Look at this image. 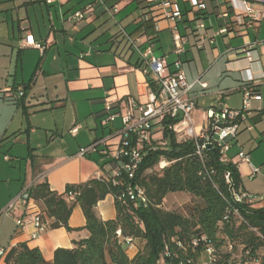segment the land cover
<instances>
[{
    "label": "crops",
    "instance_id": "0c3cea01",
    "mask_svg": "<svg viewBox=\"0 0 264 264\" xmlns=\"http://www.w3.org/2000/svg\"><path fill=\"white\" fill-rule=\"evenodd\" d=\"M94 1L0 0V158L3 157L8 171L6 175L0 174V247L27 242L30 247H39L48 261H53L56 249L73 248L76 240L89 236L82 206L74 205L69 219L72 230L49 229L35 239L29 237L30 229L21 232L18 228L16 219L25 212L23 204L17 205L14 215L7 216L2 210L37 179L47 181L52 190L64 193L69 184L112 177L119 162L114 160L110 144L117 138H112L109 146H101L97 152L86 156L78 153L83 147L110 138L121 127L120 118L114 122L106 120L107 100L114 102L115 110L120 111L131 99L137 104L147 103L151 93L140 53L121 29L115 34L97 33L113 19L102 7L97 6L89 19L78 22L71 18L75 11ZM106 1L125 6L136 2L137 9L145 6L143 0ZM227 1L206 0L207 7L200 16L208 35L203 47L199 46L194 22L185 17L179 22V28L187 35L188 42L186 51L177 55L169 28L171 22L162 19L158 35L152 40L154 52L166 57L169 70L174 69L175 61L182 60L187 80L193 84L189 95L195 102L193 119L197 126L206 122L208 109L220 103L241 108L242 86L252 83L262 98L252 100L253 114L239 124L233 144L238 143L239 133L245 130L251 133L257 130L262 136L259 144L264 139V131L259 127L264 122V43L254 44L264 42V17L253 24L242 21L233 27L232 34L215 35L225 24L221 13L228 9ZM178 2L183 9H191L186 0L183 4ZM124 7L116 15L121 27L123 20L118 15ZM135 12L130 33L144 35L142 47H145L149 44L147 39L155 33L154 23L139 25ZM166 31L170 37L165 36ZM28 36L39 47L26 46ZM251 45L254 46L250 48ZM245 48L254 58L252 62L247 59ZM83 53L87 55L82 56ZM250 125L252 129L248 128ZM229 155L235 156L242 177L241 187L248 192L242 168L249 175L250 165L240 162L237 155L230 152ZM96 211L103 220L115 219V196L109 193L101 199ZM144 245L143 239H132L127 243L129 257L134 258ZM202 256L198 261L205 259V253ZM0 264H5V259Z\"/></svg>",
    "mask_w": 264,
    "mask_h": 264
},
{
    "label": "trees",
    "instance_id": "16d2710c",
    "mask_svg": "<svg viewBox=\"0 0 264 264\" xmlns=\"http://www.w3.org/2000/svg\"><path fill=\"white\" fill-rule=\"evenodd\" d=\"M168 123L164 120L163 128L156 132L162 137L152 138L134 179L145 190L147 204L127 199L131 181L125 174L118 179L91 178L84 183L69 184L64 193L52 190L47 181L38 182L31 193L42 209L43 218L49 220V229L72 230L69 219L75 203H79L87 219L85 228L89 236L76 240L73 248L56 249L53 261L46 260L39 247L20 242L10 248L5 264H177L188 259L198 262L199 253L205 248L204 237L213 243L220 263L224 249V263L238 264V260H232L227 244L233 243L236 249L240 240L241 253L249 250L250 257L259 259L255 264H264V201L260 207H253L234 199V190L242 183L235 156L228 154L226 161H222L219 148H208L201 158L196 153L195 141L178 138L167 127ZM162 159L169 161V165L148 173ZM227 172L233 186L226 181ZM177 192H187L200 202L186 214L165 209L167 196ZM71 193H75V200L69 198ZM109 193L115 196L117 217L103 220L96 206ZM231 207L239 210L242 220L233 212L225 219ZM129 237L145 241L134 258L129 257L127 242L123 240ZM196 239L201 240L197 246ZM167 246L172 254L168 258L164 255Z\"/></svg>",
    "mask_w": 264,
    "mask_h": 264
},
{
    "label": "built area",
    "instance_id": "2783aa9c",
    "mask_svg": "<svg viewBox=\"0 0 264 264\" xmlns=\"http://www.w3.org/2000/svg\"><path fill=\"white\" fill-rule=\"evenodd\" d=\"M48 3L55 0H46ZM191 9H183L178 0H143L145 6L137 9L135 12V21L146 26L149 22L154 23L155 33L150 36L149 44L142 47V36H133L127 32L124 27H121V32L127 41L134 46L140 53L141 60L145 64L143 71L149 76L152 81L151 93L149 101L145 104H137L134 100H129L128 105L120 111H116L114 102L106 101V112L108 114L107 121L114 122L120 118L122 125L118 128L114 135L110 138L99 140L87 147H83L79 151L80 156H86L93 152H97L101 146H109L112 138H117L114 144H110L111 152L114 160L119 162V166L114 172L113 177L118 179L124 174L127 175L131 183L128 186L127 199L138 200L147 204L148 198L145 190L134 182L136 172L143 162L145 156L150 149L152 138L155 137L157 131L163 128L162 122L169 121L167 127L174 132L180 139H192L196 144V153L202 158L205 149L212 144L216 149H220L222 154L221 160L226 161L231 150L233 142L236 140L239 124L247 120L252 114V100L261 99V94L256 90L252 83H245L242 86L243 100L242 107L233 109L225 103H220L216 108L208 109L206 113V122L197 126L193 119V110L195 102L189 95L193 84H190L186 77V72L182 60L179 58L174 63V69L169 70V64L165 56H157L154 52L155 43L152 41L157 37L160 29L159 20H169L171 23L169 28L172 32L174 41V52L181 55L186 51L188 42L187 35L183 34L179 28V22L184 21L188 17L194 22V28L198 34L199 46L203 47L205 40L208 38L205 32L206 24L201 20L203 10L207 7L206 0H186ZM228 9L221 13V17L225 19V24L217 31L216 34H232L233 27L242 21L253 24L260 21L264 17V6L260 8L257 4L264 5V0H228ZM102 7L104 13L109 17L116 19L119 12L117 4H109L106 0H95L92 3L85 5L83 8L75 11L71 18L80 22L91 18L95 13L96 7ZM213 40V39H212ZM264 42H256L254 45H259ZM35 45L37 43L27 37L26 46ZM254 45H251L253 47ZM249 61L254 58L250 55L247 49H243ZM87 55L83 53L82 56ZM206 87V83H202ZM253 128V125L248 127ZM74 131V130H73ZM264 133V132H263ZM237 157L240 162H246L250 165V177L254 178L261 172V167L256 166L251 162V156L243 147L238 152ZM164 168L170 162L166 159L160 161ZM45 176V174H44ZM226 181L233 186L230 173L225 174ZM40 180H35L31 185L26 186L23 190L13 198L7 206L2 210L5 215H14V211L19 204H23L25 212L22 216L17 217L16 222L21 232L29 231V237L35 239L49 230V220L43 218V212L39 204L32 197V188ZM69 198L75 200V193H71ZM234 199L238 203H253L264 201L263 196H255L243 190L240 186L238 190H234ZM231 212L238 216L241 220L239 210L231 207L225 215L228 220ZM119 235H121L119 231ZM133 238L123 239L129 243ZM199 241L196 239L194 245L197 246ZM205 243L203 253L206 257L202 261L193 262L188 259L179 261L177 264H221L220 256L214 247L213 243L206 237L202 239ZM181 245V243H178ZM11 247H0V260L5 259ZM227 249L231 253L232 260H238V264H255L259 259L250 257V251H244L243 254H236L235 245L231 242L227 244ZM165 257H171L170 248L167 246L164 251Z\"/></svg>",
    "mask_w": 264,
    "mask_h": 264
},
{
    "label": "rangeland",
    "instance_id": "374dc122",
    "mask_svg": "<svg viewBox=\"0 0 264 264\" xmlns=\"http://www.w3.org/2000/svg\"><path fill=\"white\" fill-rule=\"evenodd\" d=\"M183 4V0H180ZM124 3L118 4L119 9L121 10L124 7ZM137 9V3L133 2L128 6H125L124 9L121 11V13L118 15V19H122L123 23L122 26L126 27L127 32L132 31V27L130 25V22L133 18V13ZM38 17L40 18V22H43V19L41 18V12L37 11ZM121 29V25L116 22V19L109 20V22L103 26L97 33L105 32L115 34L119 32ZM166 37H170V33L168 31L165 32ZM242 107V106H241ZM260 130L264 131V122H261L259 124ZM157 137H162L161 133L155 134ZM239 141L238 143L232 144L230 153L237 155L238 152L241 150L242 145H244V149L247 153H250L251 159L253 160V163L256 166H262V171L254 178H251L247 172L245 171V168H242L243 170V183L245 185V188L248 192L254 194L255 196H263L264 195V139L261 140V142L258 144V139H260L262 136L260 133L256 130L254 133H251L248 130H245L243 132L239 133ZM259 145V146H258ZM3 157L0 158V174L6 175L8 171H6V166L3 164L2 161ZM162 161V160H161ZM169 165V164H168ZM162 164L159 162V164L154 167L153 169H150L148 173L158 172L162 170ZM10 170V169H9ZM200 199L197 197L192 196L191 194L187 192H177V193H170L166 198V205L164 206L165 209L173 210V211H179L184 214L188 213L189 209L192 206H195L199 204ZM263 204V201H257L253 203V207H260ZM238 246L235 249L236 254L240 255L242 252L243 245L241 244L240 240H237ZM261 254H263V250H260ZM225 251L224 249H221V264L224 263L225 259ZM203 256L201 253H199V259H202Z\"/></svg>",
    "mask_w": 264,
    "mask_h": 264
},
{
    "label": "water",
    "instance_id": "95a60500",
    "mask_svg": "<svg viewBox=\"0 0 264 264\" xmlns=\"http://www.w3.org/2000/svg\"><path fill=\"white\" fill-rule=\"evenodd\" d=\"M208 147H209V148L216 149L212 144H209Z\"/></svg>",
    "mask_w": 264,
    "mask_h": 264
}]
</instances>
